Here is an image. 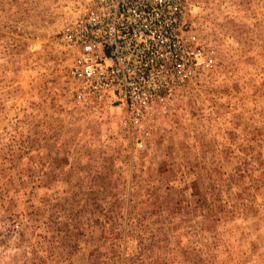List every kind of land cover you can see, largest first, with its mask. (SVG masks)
I'll use <instances>...</instances> for the list:
<instances>
[{"label":"rangeland","instance_id":"obj_1","mask_svg":"<svg viewBox=\"0 0 264 264\" xmlns=\"http://www.w3.org/2000/svg\"><path fill=\"white\" fill-rule=\"evenodd\" d=\"M80 10L0 0V264H264V0H184L139 117L70 78Z\"/></svg>","mask_w":264,"mask_h":264},{"label":"built area","instance_id":"obj_2","mask_svg":"<svg viewBox=\"0 0 264 264\" xmlns=\"http://www.w3.org/2000/svg\"><path fill=\"white\" fill-rule=\"evenodd\" d=\"M80 1L62 39L70 78L94 100L139 117L180 80L185 58L198 64L184 46V0Z\"/></svg>","mask_w":264,"mask_h":264}]
</instances>
